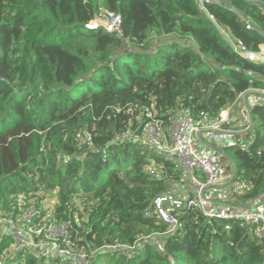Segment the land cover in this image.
I'll return each mask as SVG.
<instances>
[{
    "label": "trees",
    "instance_id": "1",
    "mask_svg": "<svg viewBox=\"0 0 264 264\" xmlns=\"http://www.w3.org/2000/svg\"><path fill=\"white\" fill-rule=\"evenodd\" d=\"M223 1L201 0L235 48L197 0H0V212L19 193L57 199L56 220L99 251L88 264H264V242L241 221L186 207L170 231L153 200L182 175L163 153L123 138L139 135L146 108L165 124L175 110L206 123L264 87V63L241 55L264 45V0ZM103 9L121 16L120 35L85 26ZM249 112L252 140L222 148L235 163L230 185L240 186L233 204L264 196V102ZM4 234L0 264H13ZM137 242L136 252L110 250Z\"/></svg>",
    "mask_w": 264,
    "mask_h": 264
},
{
    "label": "built area",
    "instance_id": "2",
    "mask_svg": "<svg viewBox=\"0 0 264 264\" xmlns=\"http://www.w3.org/2000/svg\"><path fill=\"white\" fill-rule=\"evenodd\" d=\"M85 26H102L106 31L120 35L121 16L103 9ZM241 55L251 62L264 63L263 52ZM251 91L262 95H257L261 99L255 98L254 104L263 103L264 87ZM232 107L228 106L226 111L223 109L217 118L206 123L184 110H175L169 114L166 124L154 109H145V119L140 121L139 139L148 149L163 153L185 178L182 187L174 184L157 196L153 204L158 217L169 225L170 231L178 226L177 213L190 207L206 218L241 221L264 242V201L230 202L231 193L226 189H231L234 173L223 163L222 148L214 146L233 144L235 126L246 129L247 122H236L235 117L231 119ZM203 131L207 143L202 141ZM57 202V199H43L37 193H19L10 203L11 209L0 212V237L6 233L4 235L10 239V256L29 253L37 260L36 264H88L91 261L95 250L86 251L80 247L78 239L71 233L69 221L60 223L56 220L54 209ZM113 247L118 245L110 248Z\"/></svg>",
    "mask_w": 264,
    "mask_h": 264
},
{
    "label": "rangeland",
    "instance_id": "3",
    "mask_svg": "<svg viewBox=\"0 0 264 264\" xmlns=\"http://www.w3.org/2000/svg\"><path fill=\"white\" fill-rule=\"evenodd\" d=\"M103 12V11H102ZM95 23V22H94ZM93 23V24H94ZM166 38L167 37H165L164 39L166 40ZM168 42H174V41H178V39L177 38H168V40H167ZM180 42V41H179ZM184 43H186V44H188V45H190V46H192L193 45V43H192V41L191 40H186V41H184ZM124 48L126 49V50H131V51H134V49H133V47L132 46H130L129 44H127V43H124ZM263 48H264V45L260 48V50H259V52H263L264 53V51H263ZM195 49V48H194ZM155 50V48L153 47V48H151L150 49V51H154ZM250 94H252V93H250ZM255 97H256V95H255ZM240 98L241 97H239V100H240ZM242 99V98H241ZM253 99V96H249V106H252L254 103H251L250 101ZM264 102V101H263ZM239 103V102H238ZM234 111V115H235V117L238 115V113H237V111L236 110H233ZM236 118H238V117H236ZM237 121V120H236ZM245 127H246V129H249L250 127H251V124H250V122H249V119H248V121H247V123H246V125H245ZM139 128H140V124H139ZM205 135V134H204ZM252 135H253V133L252 132H247V133H245L243 136L244 137H242L243 139H241V142L240 143H242V144H245V143H248L249 141H251L252 140ZM204 137V136H203ZM123 138H125V139H129V138H134L136 141H139L142 145H144L143 143H142V141L139 139V135L138 136H133V133L131 132V130L130 131H128V133H126L124 136H123ZM242 144H240V145H242ZM226 161V162H225ZM223 163L226 165V167H228L229 168V162H228V160H226V158L225 157H223ZM231 168V167H230ZM146 170L148 171V173L149 174H151L152 176H159V175H161V169L160 168H156V167H154L153 165H149L148 167H146ZM182 177V176H181ZM184 182H185V178L183 177V178H181V181L180 182H178L176 185H178L179 187H182L183 185H184ZM231 188H232V190L231 189H228V191L227 192H229V193H231L232 191H235V192H238L239 191V189L238 188H240L239 187V185H237V184H233L232 186H231ZM12 200H13V197L11 198ZM74 203H75V206L76 205H79V203H81L79 200H74ZM9 206H10V204H9ZM79 208L80 209H82V205L80 204L79 205ZM55 234H58V233H56L55 232ZM159 236L158 235H153L152 237H150V240L151 241H154V242H156L157 244H160V239H156V238H158ZM78 239V241H80L81 240V238H77ZM137 244H138V242L136 243V245L135 246H133V247H131V248H129V247H126V246H123V245H120V246H118V247H113V248H110V250H112V251H116L117 253L116 254H118L119 255V253L118 252H120V251H124V250H128V251H137ZM80 247H83L82 245H80ZM104 249H109V247H105ZM19 254V253H18ZM20 254H21V256L23 257V258H26V257H28V255H30L29 253H22V252H20ZM16 256V255H15ZM31 256V255H30ZM10 259H12V260H16L13 264H15V263H17V260L19 259V258H17V257H14V256H11L10 257ZM11 260V261H12ZM13 262V261H12Z\"/></svg>",
    "mask_w": 264,
    "mask_h": 264
},
{
    "label": "water",
    "instance_id": "4",
    "mask_svg": "<svg viewBox=\"0 0 264 264\" xmlns=\"http://www.w3.org/2000/svg\"><path fill=\"white\" fill-rule=\"evenodd\" d=\"M216 1H223V0H216ZM198 4H199V8L203 11V13L205 14V16L213 23V25L222 33L223 37L225 38V40L227 41V43L231 46V48H235V44L232 42V40L230 39L228 33L226 31H224L223 28H221L215 21L214 19L210 16V14L208 13V11L204 8L201 0H197ZM224 4L231 10L235 11L236 13H238L243 19L244 21L248 22L249 23V20L247 17H245L240 11H238L237 9H235L230 3L226 2V1H223ZM263 46V45H262ZM252 93V94H256L255 92L253 91H249L247 92L246 94H243L242 95V98L244 100V102L246 103V112H247V117L249 119V122L251 124V127L249 129H243V126H240V125H237L234 127V130H235V134L236 135L237 133H247V132H251L253 130V121L251 119V114L249 112V107H248V103H247V96ZM256 95H261V94H256ZM262 96V95H261ZM240 129H243L241 131H239ZM221 153H222V156L226 158V160H228V162L230 163V166L228 169H230L231 167V170H233V173H234V177L232 178L231 182L234 180L235 178V174H236V169H235V163L234 161L227 155L223 152V150H221Z\"/></svg>",
    "mask_w": 264,
    "mask_h": 264
},
{
    "label": "crops",
    "instance_id": "5",
    "mask_svg": "<svg viewBox=\"0 0 264 264\" xmlns=\"http://www.w3.org/2000/svg\"><path fill=\"white\" fill-rule=\"evenodd\" d=\"M262 46H260V48H261ZM242 98V97H241ZM240 98V100L238 99V101H236V103H235V105L232 107V111L230 112V115H231V119L232 118H234L235 117V115H234V111L233 110H236L237 111V113H238V115L236 116V117H238V118H236V122H238V121H240V122H247V120H246V110H247V106H246V103L244 102V100H243V98L241 99ZM239 102V103H238ZM247 103H248V107H249V100L247 101ZM224 111H226L225 109H224ZM245 119V120H244ZM229 125L231 126L232 125V123L231 122H229ZM233 126V125H232ZM205 134V131H203L202 133H201V138H202V141H204V142H206L205 140H204V138H203V136H205L204 135ZM245 133H237L236 135H232L233 136V142L234 143H236V144H242V143H240L241 142V139H243L242 137H244L243 135H244ZM207 143V142H206ZM212 143H209V145H211ZM214 144H212V146H213ZM246 145H248V143H245V144H242V145H240L241 147H244V146H246ZM214 146H216V148L217 147H219V148H224V146L223 145H219V144H217V145H214ZM226 162V161H225ZM228 191V189H226V192ZM229 200H230V202H232L231 201V199H230V197H229ZM260 200H262V201H264V197L263 198H260Z\"/></svg>",
    "mask_w": 264,
    "mask_h": 264
},
{
    "label": "clouds",
    "instance_id": "6",
    "mask_svg": "<svg viewBox=\"0 0 264 264\" xmlns=\"http://www.w3.org/2000/svg\"><path fill=\"white\" fill-rule=\"evenodd\" d=\"M93 28H97V27H93ZM231 189H232V188H231ZM95 252H97V253H98L99 251H95Z\"/></svg>",
    "mask_w": 264,
    "mask_h": 264
},
{
    "label": "bare ground",
    "instance_id": "7",
    "mask_svg": "<svg viewBox=\"0 0 264 264\" xmlns=\"http://www.w3.org/2000/svg\"><path fill=\"white\" fill-rule=\"evenodd\" d=\"M95 21H93V23H94ZM263 51H264V48H263Z\"/></svg>",
    "mask_w": 264,
    "mask_h": 264
}]
</instances>
